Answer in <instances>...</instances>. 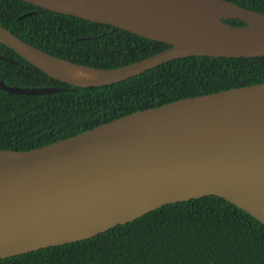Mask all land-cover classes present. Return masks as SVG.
I'll list each match as a JSON object with an SVG mask.
<instances>
[{
	"label": "water",
	"instance_id": "obj_1",
	"mask_svg": "<svg viewBox=\"0 0 264 264\" xmlns=\"http://www.w3.org/2000/svg\"><path fill=\"white\" fill-rule=\"evenodd\" d=\"M19 1L168 46L126 66L96 69L49 55L0 25L1 44L74 87L112 85L190 56L264 57V15L226 0ZM0 90L33 96L63 89L0 80ZM207 196L264 226V83L139 110L28 151L0 150V259L88 240Z\"/></svg>",
	"mask_w": 264,
	"mask_h": 264
},
{
	"label": "trees",
	"instance_id": "obj_2",
	"mask_svg": "<svg viewBox=\"0 0 264 264\" xmlns=\"http://www.w3.org/2000/svg\"><path fill=\"white\" fill-rule=\"evenodd\" d=\"M226 1L264 15V0ZM0 25L49 55L96 69L126 66L168 47L19 0H0ZM0 80L8 86L63 89L33 96L0 90V150L28 151L139 110L264 83V57L190 56L112 85L79 88L51 79L0 43ZM0 264H264V226L222 198L207 196Z\"/></svg>",
	"mask_w": 264,
	"mask_h": 264
},
{
	"label": "bare ground",
	"instance_id": "obj_3",
	"mask_svg": "<svg viewBox=\"0 0 264 264\" xmlns=\"http://www.w3.org/2000/svg\"><path fill=\"white\" fill-rule=\"evenodd\" d=\"M69 73L74 75V76L87 77L86 74H81V73H79L77 71H70Z\"/></svg>",
	"mask_w": 264,
	"mask_h": 264
}]
</instances>
